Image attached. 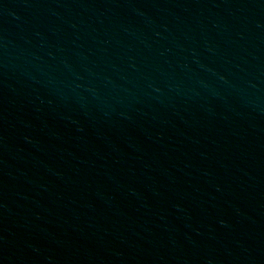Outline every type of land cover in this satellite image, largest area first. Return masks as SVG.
I'll list each match as a JSON object with an SVG mask.
<instances>
[{"label": "water", "instance_id": "1", "mask_svg": "<svg viewBox=\"0 0 264 264\" xmlns=\"http://www.w3.org/2000/svg\"><path fill=\"white\" fill-rule=\"evenodd\" d=\"M0 264H264V0H0Z\"/></svg>", "mask_w": 264, "mask_h": 264}]
</instances>
